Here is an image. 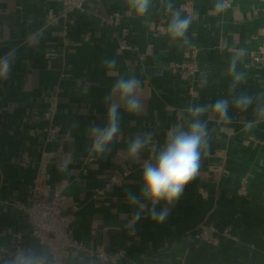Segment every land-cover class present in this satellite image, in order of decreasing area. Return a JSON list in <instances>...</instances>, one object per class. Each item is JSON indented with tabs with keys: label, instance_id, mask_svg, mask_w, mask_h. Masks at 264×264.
Returning <instances> with one entry per match:
<instances>
[{
	"label": "crops",
	"instance_id": "obj_1",
	"mask_svg": "<svg viewBox=\"0 0 264 264\" xmlns=\"http://www.w3.org/2000/svg\"><path fill=\"white\" fill-rule=\"evenodd\" d=\"M224 1L148 0L139 15L132 0H87L64 34L54 0H0V61L9 62L0 76V264H13L16 248L51 262L13 206L25 201L41 165L48 193L59 188L64 197L70 236L83 247L70 249L61 264H264V59L251 58L264 47V0H228L218 10ZM186 2L191 23L177 38L169 25L177 12L186 17L179 10ZM114 11L128 31L124 51L109 22ZM121 78L140 82L142 109L121 106L120 131L98 153L90 129L106 125L118 102L108 97ZM241 95L252 97L246 109L235 104ZM217 100L227 102V119L212 110ZM195 106L207 108L199 117L207 126L199 172L178 201L156 206L168 211L157 222L140 196L143 165L171 128L187 129ZM48 124L55 129L50 141L40 132ZM148 136L131 157L132 141ZM242 180L246 193L239 196ZM201 226L227 229L234 239L206 245L194 238ZM99 247L112 261L88 258L86 251Z\"/></svg>",
	"mask_w": 264,
	"mask_h": 264
},
{
	"label": "clouds",
	"instance_id": "obj_2",
	"mask_svg": "<svg viewBox=\"0 0 264 264\" xmlns=\"http://www.w3.org/2000/svg\"><path fill=\"white\" fill-rule=\"evenodd\" d=\"M132 7L137 14L142 15L148 7V0H132ZM218 10H223V3L216 5ZM190 18H181L180 13L174 14L169 25V31L174 37H182L186 32ZM109 67H115V61L109 62ZM9 62L5 58L0 61V76L8 72ZM235 62H233V70ZM237 81L242 76L235 77ZM140 82L135 78H121L113 86L108 99L116 97L118 102L111 103L107 114V123L104 127H93L90 129L92 137V149L102 153L106 146L114 139L120 131L118 110L123 108L129 113H138L142 109L139 97ZM252 103V97L241 95L235 101L237 107L246 109ZM212 110L220 117L228 118V105L225 100H217L212 105ZM188 111L195 118L184 129L182 125L174 126L167 134L164 146L156 153L154 160H147L143 165L140 196L151 203L150 209L152 219L163 222L168 211L156 210L158 204L172 205L182 196L185 187L198 175L200 167L201 148L206 144L207 126L199 117L207 111L205 106L190 107ZM151 142V136L147 138H136L129 145L128 153L137 158L142 149ZM133 202L136 196L130 197ZM139 212L135 219H139ZM13 264H43V259L27 251H19L13 260Z\"/></svg>",
	"mask_w": 264,
	"mask_h": 264
},
{
	"label": "built area",
	"instance_id": "obj_3",
	"mask_svg": "<svg viewBox=\"0 0 264 264\" xmlns=\"http://www.w3.org/2000/svg\"><path fill=\"white\" fill-rule=\"evenodd\" d=\"M60 6L59 17L63 20V32L67 34L70 26L74 24L73 16L76 12L83 9L87 0H54ZM224 7H229L230 2L225 0L223 2ZM179 10L186 16L192 15L191 4L186 2L179 6ZM47 17L49 20H53V14L48 11ZM110 24L119 28L120 39L118 41V48L121 51L127 50L126 38L128 31L120 26L121 15L114 11L109 15ZM254 62H260L264 59V47L260 48L256 55L251 56ZM181 67L187 68L190 73L194 72L193 65L186 63L181 64ZM35 120L37 116L34 117ZM54 127L50 124L42 127L40 132L45 136L47 141L54 138ZM21 167H28L30 165V158L27 151H24L21 155L19 162ZM44 165L38 169L35 178L31 181V184L27 190L24 202H15L13 206L21 214L22 220L25 222L29 229L30 236L35 239L39 245L44 246L47 249L50 264H61L63 259L66 258L70 249L81 250L83 247L81 244L76 243L70 236L67 229V218H65L61 209L64 204V197L61 194L59 188H55L51 194H49V188L46 185L44 174ZM126 173L121 174L120 177L112 176L111 182H117L119 179L126 177ZM246 190L245 180H242L238 190L239 196H244ZM234 239L227 229L218 231L215 226H201L194 234V238L201 241L206 245L215 246L218 244L220 238ZM19 248H16L13 258L19 252ZM86 254L91 260H100L102 262H110L112 259L105 254L102 248H96L94 250L86 251Z\"/></svg>",
	"mask_w": 264,
	"mask_h": 264
}]
</instances>
